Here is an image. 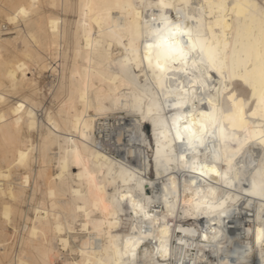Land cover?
<instances>
[{
    "label": "bare ground",
    "instance_id": "obj_1",
    "mask_svg": "<svg viewBox=\"0 0 264 264\" xmlns=\"http://www.w3.org/2000/svg\"><path fill=\"white\" fill-rule=\"evenodd\" d=\"M0 264H264V0H0Z\"/></svg>",
    "mask_w": 264,
    "mask_h": 264
},
{
    "label": "snow or ice",
    "instance_id": "obj_2",
    "mask_svg": "<svg viewBox=\"0 0 264 264\" xmlns=\"http://www.w3.org/2000/svg\"><path fill=\"white\" fill-rule=\"evenodd\" d=\"M153 35L156 37L155 42L147 44V48L148 49L155 48L158 50L157 62L155 67L159 69L161 73L166 71V63L168 61L180 62L185 66H187L189 53L195 51V45L191 44L190 42V33H185L180 24H175L168 29L167 34H163L158 30ZM183 35H188L189 40L182 44L181 40L178 39V37ZM186 47L188 51H185ZM161 58L165 61V63H161ZM195 62L196 61L194 59V63ZM149 63H151L150 60ZM209 63H214V61H212L210 58ZM180 70L183 71L184 69H180ZM208 70L209 69L206 66L200 71L203 74L206 73ZM204 80L210 81L211 77L205 75ZM227 90L228 89L226 85L223 86L222 88H218L217 89L218 96H222L223 93L226 92ZM200 115L201 117H209L210 119L209 114L201 113ZM179 119H184V117L183 116L178 117L177 120ZM212 126L213 128L216 127L215 124H213ZM176 128L177 131H176L175 139L185 141L184 145L177 146L179 151H185L186 149L194 150L198 145H203L209 137L214 136V132L208 131V128L206 127V123H201L199 125V128L196 130H194L192 124H185L183 128V132H181L178 123L176 124ZM237 151H239V149H237ZM201 168L206 169L208 172H216L215 166L211 163H203L201 164ZM201 174L204 175L205 172L202 171ZM217 175H219V173H217Z\"/></svg>",
    "mask_w": 264,
    "mask_h": 264
},
{
    "label": "rangeland",
    "instance_id": "obj_3",
    "mask_svg": "<svg viewBox=\"0 0 264 264\" xmlns=\"http://www.w3.org/2000/svg\"><path fill=\"white\" fill-rule=\"evenodd\" d=\"M144 128H145V131L147 132V135L148 137L144 140V143L142 144L149 152V155L150 157L153 155V135L151 134V128H150V125L149 124H145L144 125ZM151 175H154V172L152 170V174ZM155 176V175H154ZM38 198L41 199L43 198L42 194L41 193H38ZM74 226L76 228H79L80 227V222L79 221H76L74 223ZM11 229V228H10ZM80 235V234H79ZM80 239L77 238L76 240H73L72 239V243L75 244V243H79ZM75 252V251H74ZM77 255V254H76Z\"/></svg>",
    "mask_w": 264,
    "mask_h": 264
}]
</instances>
